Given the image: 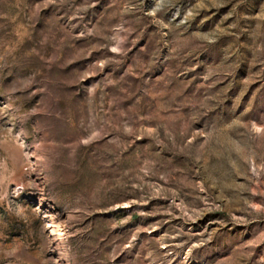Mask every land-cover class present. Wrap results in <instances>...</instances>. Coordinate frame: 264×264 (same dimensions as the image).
<instances>
[{"label": "rangeland", "instance_id": "1", "mask_svg": "<svg viewBox=\"0 0 264 264\" xmlns=\"http://www.w3.org/2000/svg\"><path fill=\"white\" fill-rule=\"evenodd\" d=\"M0 264H264V0H0Z\"/></svg>", "mask_w": 264, "mask_h": 264}]
</instances>
